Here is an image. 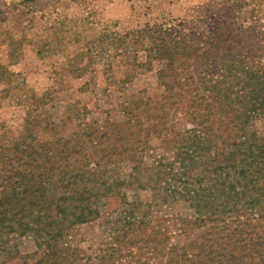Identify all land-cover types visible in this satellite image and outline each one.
<instances>
[{
	"label": "trees",
	"instance_id": "1",
	"mask_svg": "<svg viewBox=\"0 0 264 264\" xmlns=\"http://www.w3.org/2000/svg\"><path fill=\"white\" fill-rule=\"evenodd\" d=\"M158 33L161 44L145 52L158 62L164 91L133 97L123 122L100 135L86 127L82 142L78 133L41 142L39 119L27 111L20 134L0 142V252L12 237L31 236L42 251L35 264H65L72 230L100 218L113 199L129 206L117 222L132 246V234L149 229L144 209L172 198L185 201L214 238L194 260L183 252L166 264H264V132L248 128L264 120V64L233 57L216 37L187 44L193 36ZM153 138L165 154L147 164ZM169 180L182 186L164 194ZM131 189H148L153 200L128 202ZM111 249L108 261L120 251Z\"/></svg>",
	"mask_w": 264,
	"mask_h": 264
},
{
	"label": "rangeland",
	"instance_id": "2",
	"mask_svg": "<svg viewBox=\"0 0 264 264\" xmlns=\"http://www.w3.org/2000/svg\"><path fill=\"white\" fill-rule=\"evenodd\" d=\"M158 32L193 36L187 44L216 37L233 57L253 55L264 64V0H0V142L20 134L27 111L39 119L41 142L74 133L82 142L86 127L100 135L123 122L133 97L164 91L158 62L145 52L161 44ZM214 60L219 66V57ZM219 119L226 125L228 118L217 115L216 124ZM248 128L262 135L264 120H250ZM149 144L147 164L148 156L165 154L160 140ZM181 186L169 180L164 194ZM131 190L128 202L153 200L148 189ZM124 209L129 206L113 199L100 218L72 230L65 244L72 260L65 264H166L183 252L194 260L199 245L214 238L213 230L194 221L198 216L185 201L155 199L144 209L149 229L132 234L131 246L117 222ZM115 237L121 243L115 245ZM112 244L120 251L108 261ZM41 254L31 236H14L0 252V264H35Z\"/></svg>",
	"mask_w": 264,
	"mask_h": 264
}]
</instances>
